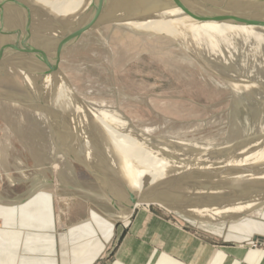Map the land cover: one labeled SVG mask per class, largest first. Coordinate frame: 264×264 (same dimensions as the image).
Returning <instances> with one entry per match:
<instances>
[{
    "label": "rangeland",
    "instance_id": "1",
    "mask_svg": "<svg viewBox=\"0 0 264 264\" xmlns=\"http://www.w3.org/2000/svg\"><path fill=\"white\" fill-rule=\"evenodd\" d=\"M21 1L6 2L0 7V39L6 38L0 42L9 47L18 45L14 48L19 47L21 58L17 64L15 58L0 57V187L9 195L10 185L14 184L15 196L20 197L38 188L40 192L52 193L58 224H73L89 212H97V217L105 216L109 221L111 217L113 223L118 221L120 235L118 240L113 239L109 251L120 245L131 216L139 210L151 211L184 230L198 231L202 238L208 235L216 249L227 244L263 249L264 239L253 238L264 232V183L259 182L264 172V159L260 157L264 154V42H256L253 36L248 40L238 37L230 50L222 44L223 50L217 54L199 48L195 51L183 43L178 33L157 27L159 22L184 14L182 10H172L176 7L152 19L139 20L120 9L105 12L100 18L97 12L85 11L92 0H67L62 4L61 16L52 20L48 12H28L20 6ZM110 1L140 7L160 4V0ZM220 1L182 0L199 13L219 11ZM239 1L245 0H228L227 5ZM22 2L35 7L32 0ZM83 12L87 24L99 16L97 24L75 43L65 44L74 40L75 20ZM251 14L264 20V7ZM122 20L125 22L119 23ZM142 24L152 29H142ZM256 26L264 28L262 23ZM13 28L17 30L13 32ZM1 43L0 51L16 55ZM23 47H38L39 51L29 54ZM56 51L61 52L60 57ZM30 66L37 70L31 71ZM24 71L30 76L25 77ZM63 84L71 93L74 108L57 99ZM237 85L249 88L241 90ZM84 112L95 120L98 113L111 121L118 117L115 122L119 127L114 134L120 143L117 160L123 171L125 165L136 167L131 156L148 164L145 152L140 154L148 147L158 152L156 162L164 166L157 177L169 180L157 182L158 186L153 183L145 191L130 188L100 144L103 140L97 136L98 125L92 121L94 127H90L89 122L80 120ZM129 139L138 145L136 149ZM90 153L97 157L92 158ZM240 165H244V172ZM258 170L259 185L254 183L255 178L237 177ZM240 171L246 174H238ZM214 181L219 186L217 182L210 184ZM124 185L143 197L159 199L160 203L140 204L127 217L124 209L130 205L131 196ZM253 198L262 199L253 202L254 210L232 212L226 217L182 211L186 205L223 208Z\"/></svg>",
    "mask_w": 264,
    "mask_h": 264
},
{
    "label": "crops",
    "instance_id": "2",
    "mask_svg": "<svg viewBox=\"0 0 264 264\" xmlns=\"http://www.w3.org/2000/svg\"><path fill=\"white\" fill-rule=\"evenodd\" d=\"M10 186L9 195L0 187V264H264V248L227 244L216 249L208 235L202 238L148 210L131 216L120 245L109 251L120 235L118 221L89 212L73 224H58L52 193L35 189L20 197L15 196L16 185ZM257 200L262 199L184 212L226 217L254 210ZM263 234L253 239L263 240Z\"/></svg>",
    "mask_w": 264,
    "mask_h": 264
},
{
    "label": "bare ground",
    "instance_id": "3",
    "mask_svg": "<svg viewBox=\"0 0 264 264\" xmlns=\"http://www.w3.org/2000/svg\"><path fill=\"white\" fill-rule=\"evenodd\" d=\"M22 1H24V0H22ZM20 2L21 3V5L20 4H18V5H20V6H22V7H24V8H26L27 9V11L28 12H31V11H35V12H40L39 10H41V12H48L51 16H49L48 18H50V17H52L51 19L52 20H55L56 18H58L59 16H61V10L64 8V5H62V4H64V3H67V0H32L33 2H35V7L33 8H30V7H28L27 6V4H25V3H23V2ZM27 1V0H26ZM58 1H60V2H58ZM185 1H187V0H185ZM55 2H58V3H60L59 5H54V3ZM184 2V1H183ZM28 3V2H27ZM158 3H160V2H158ZM5 4V3H4ZM29 4V3H28ZM76 4V3H75ZM156 4H157V2H156ZM185 4H187V3H185ZM30 5V4H29ZM32 5V4H31ZM159 5V4H158ZM8 6V5H7ZM54 8H55V10H54ZM72 9V8H71ZM172 9V8H171ZM171 9L170 10H168V11H171ZM219 9V8H218ZM172 10H176V11H181V9L180 8H175V9H172ZM116 11V10H115ZM209 11V10H208ZM212 11V10H211ZM216 11V10H215ZM164 12H166V11H164ZM163 12V13H164ZM205 12V11H204ZM203 12V13H204ZM162 13V14H163ZM206 13V12H205ZM45 14H47V13H45ZM63 14H64V12H63ZM0 15H3V14H1V12H0ZM11 15V14H10ZM47 16V15H46ZM170 16H171V14H170ZM168 17H166V19H167ZM15 19V18H14ZM13 19V20H14ZM30 19V18H29ZM51 19H49L51 22H52V20ZM2 22H3V20H2V18L0 19ZM262 20V19H261ZM5 21V20H4ZM22 21V20H21ZM49 21V22H50ZM264 20H262V22H263ZM48 22V21H47ZM22 23V22H21ZM28 23H30V21L28 22ZM28 23H27V26H28ZM4 24H5V22H4ZM31 24V23H30ZM33 25V24H32ZM157 27H158V29H160V30H163V31H166V32H169V33H171V34H177L178 33V35L182 38L181 40L183 41V43H185V45L187 46V47H189L190 49H192V50H195L196 51V49H198L199 51H210V52H214L215 54H217L218 52L220 53L222 50H223V45L224 46H227V47H229V50L231 49L230 48V46L232 47V45H235L233 42H234V40L235 39H238V37L239 38H244V39H246V40H248V38H250V36H253V37H251V38H257V40H256V42L258 41V42H260V43H262V42H264V33L262 34L261 32L262 31H264L263 29L264 28H258V26H256V25H254V26H246V25H234V24H229V23H224V22H217V21H200V20H197V19H194V18H192V17H190V16H188V15H186L185 13L182 15H179V16H176V17H173V18H170L169 20H168V22H166V23H164V22H159V23H157ZM259 25V24H258ZM27 26H25V27H27ZM40 26V25H39ZM256 26V27H255ZM1 27V26H0ZM12 27V26H11ZM16 27V26H15ZM48 27V26H47ZM138 27H140V25L138 26ZM263 27V26H262ZM28 28V27H27ZM33 28H35V27H33ZM141 28L142 29H145V30H151L152 29V27H149V25L148 24H142V26H141ZM13 29H15V28H13ZM26 29V28H25ZM30 29V28H29ZM17 29H15V30H13V32L14 31H16ZM31 30V29H30ZM35 30V29H34ZM38 30V29H37ZM42 30V29H41ZM39 32H40V30H38ZM18 32H19V30H18ZM28 32H29V30H28ZM42 32V31H41ZM41 32H40V34H41ZM17 33V32H16ZM43 33H44V31H43ZM14 34V33H13ZM12 34V35H13ZM36 34V33H35ZM2 35V34H1ZM17 35H18V33L15 35L16 36V38H17ZM20 35V34H19ZM24 35V34H23ZM42 35V34H41ZM41 35H39L40 37H41ZM44 35V34H43ZM10 37V36H9ZM44 37V36H43ZM0 38H1V36H0ZM15 38V39H16ZM24 38V37H23ZM23 38H21L22 40H23ZM45 38V37H44ZM3 39V38H2ZM2 39H0L1 41H2ZM6 39V38H5ZM5 39H3V40H5ZM10 39H12V37H10ZM14 39V40H15ZM19 39V38H18ZM17 39V40H18ZM14 40L12 41V42H8V43H13L14 42ZM25 40V39H24ZM31 40V39H30ZM239 40V39H238ZM245 40V41H246ZM250 40V39H249ZM16 41V40H15ZM19 41V40H18ZM17 42V41H16ZM255 42V43H256ZM1 43V42H0ZM6 43V42H5ZM253 43V42H252ZM11 44H8V45H11ZM21 44V43H20ZM25 44H27L26 42H25ZM42 44H43V42H42ZM41 44V45H42ZM223 44V45H222ZM254 44V43H253ZM252 44V45H253ZM259 44V43H258ZM1 45H3L2 43H1ZM16 45V44H15ZM24 45V44H23ZM28 45V44H27ZM38 45V44H37ZM44 45V44H43ZM4 47L5 46H7V44L5 45H3ZM16 46H18V45H16ZM16 46H14V47H16ZM30 46V45H29ZM263 46L264 45H262V48H263ZM7 47H9V46H7ZM13 46H10L9 47V49L10 50H13V52H14V54H16V55H13V54H10L9 53V51H8V53L10 54V55H8V53H3L2 51H0V57H4V56H6L7 58L9 57L10 59H16L17 60V64H19L18 62L20 61L19 59H21L20 57H19V55H18V48L19 47H17V49L16 48H14ZM22 47V46H21ZM234 47V46H233ZM259 47V46H258ZM260 47H261V44H260ZM6 48V47H5ZM30 48V47H29ZM38 48V47H37ZM41 48V47H40ZM43 48V47H42ZM41 48V49H42ZM204 48V49H203ZM9 49H7V50H9ZM202 49V50H201ZM3 50H5V49H3ZM15 50H16V52H15ZM228 50V51H229ZM255 50V49H254ZM6 51V50H5ZM41 51V50H40ZM45 51V50H44ZM44 51H42V52H44ZM29 52V54H30V51H28ZM227 52V51H226ZM256 51H254V53H255ZM228 53H230V52H228ZM7 54V55H6ZM210 54V53H209ZM212 54V53H211ZM21 55H22V53H21ZM204 55V54H203ZM259 55V54H258ZM24 56V55H23ZM30 56V55H29ZM28 56V57H29ZM37 57V56H36ZM35 57V58H36ZM29 59V58H28ZM37 59V58H36ZM34 61V60H33ZM48 61V60H47ZM22 62V61H21ZM52 62V61H51ZM40 63H44V61L43 62H41V60H40ZM46 63V62H45ZM4 64V63H3ZM2 64V66H4ZM11 64H13L14 65V63H11ZM25 65V64H24ZM46 66V65H45ZM31 68L33 67V66H30ZM22 68V67H21ZM22 69H24V68H22ZM27 69H28V67H27ZM26 69V70H27ZM37 70V68L36 67H34V68H32V70L31 71H33V70ZM29 70V69H28ZM27 70V71H28ZM39 70V69H38ZM41 71H42V69H40ZM43 70H46V69H43ZM9 70H7V72H8ZM47 71V70H46ZM25 72V71H24ZM53 72V71H52ZM61 72V71H60ZM23 73V72H22ZM36 73H37V71H36ZM44 73V72H43ZM43 73H42V75H43ZM47 73V72H46ZM48 73H49V71H48ZM35 75V74H34ZM55 75V74H54ZM30 75H29V73H26L25 72V77H29ZM44 77V76H43ZM62 77V76H61ZM42 79V78H41ZM40 79V80H41ZM46 79H47V81H46ZM46 79H45V83H47L48 81H49V78H47L46 77ZM64 79V78H63ZM28 81V80H27ZM37 83H39V82H37ZM29 84V83H28ZM41 85H43V84H41ZM64 85V84H63ZM63 85H61V88H60V94H59V96H58V94H57V99L59 98V100H60V102L61 103H63V104H66V105H68V107H72V108H74V104H73V98H72V96L70 95L71 93L69 92V90H68V88H67V86H63ZM34 86V85H33ZM42 87H44V85L42 86ZM41 87V88H42ZM25 88V87H24ZM41 88H40V90H41ZM45 88V87H44ZM236 88L237 89H241V90H246V89H248L249 88V86H247V85H237L236 86ZM43 90V89H42ZM41 92V91H40ZM58 92V93H59ZM39 93V92H38ZM57 93V92H56ZM70 93V94H69ZM54 95V94H53ZM56 95V94H55ZM40 99V98H39ZM45 99V98H44ZM56 99V100H57ZM47 100H49L48 98H47ZM40 101V100H39ZM37 102V101H36ZM46 102V101H45ZM59 102V101H58ZM57 102V103H58ZM59 102V103H60ZM54 103H55V100H54ZM41 105H42V103H41ZM59 106V105H58ZM87 106V105H86ZM10 107V106H9ZM42 107H44V105L42 106ZM89 107V106H88ZM44 108H46V107H44ZM79 112L81 111V108L80 107H77L76 108ZM48 110V109H47ZM64 111V110H63ZM95 111V110H94ZM49 112V111H48ZM66 112V111H65ZM53 113H54V111H53ZM68 113V112H67ZM82 113V112H81ZM80 113V114H81ZM98 113V112H97ZM50 114V113H49ZM70 114V113H69ZM32 116V115H31ZM65 117V116H64ZM81 117L82 118H80V120L82 121V122H89L88 123V126L90 125V127L92 126V124L94 123V124H96V125H98L99 126V128H98V126H97V128L96 129H98L97 130V133H98V135L97 136H99V137H101L102 139L101 140H103L102 141V143H100V144H102V146H104V148L107 150V154H110V156H111V158H113L112 159V161H114V164H115V166H116V168H117V170L121 173V176L123 177V179L126 181V183L127 184H129L131 187L130 188H135L136 190H138V191H145V189H147L148 187L150 188V186H152V184L154 183V184H156L157 182V184H161V182H159V181H168L166 178H164V179H159L157 176L158 175H161V172H163L162 170H161V168L162 167H164V166H161L160 167V163L158 162H156V157H157V153L155 152V151H153L152 149H150V148H148V147H146V148H143L141 151H140V154L142 153V151L143 152H145V154H144V156L146 157V160L149 162V163H151V164H149L150 166L152 165V166H154L153 168L155 169V171H154V169L153 170H151L150 169V166H148V164L145 162V161H139L138 159H135L133 156H131V159L132 160H136V167L133 165V164H131L130 166H128V165H125L124 166V170L125 171H123L122 169H121V167H122V164L117 160V158H118V153H119V147H118V145L120 144L119 143V139H118V137L117 136H115V134H114V132H115V129H116V127H119V124H117L115 121H118V117L117 116H114L113 118H114V120L115 121H111V119L110 118H106V119H104V118H102L100 115H99V113H98V120H95V119H93V118H91L92 116L91 115H89V114H85V112L83 113V114H81ZM63 118V117H62ZM92 121H93V123H92ZM75 122V121H74ZM84 123V124H85ZM87 125V124H86ZM92 127H94V126H92ZM94 129V128H93ZM79 134H81V131L79 130ZM84 135H86V133H84ZM75 136H77V135H75ZM88 136V135H87ZM86 138V137H85ZM94 140H96L97 141V139H94ZM100 141V140H99ZM99 141H98V143H99ZM127 142H128V140H127ZM129 142H130V144H134V145H132V148H135L136 149V147H138V145H136L135 144V142H134V140L133 139H129ZM128 142V143H129ZM141 143H143L144 141H140ZM149 142V141H148ZM118 143V144H117ZM103 148V149H104ZM104 149V150H105ZM102 150V149H101ZM101 152V151H100ZM155 152V153H154ZM85 153H87V152H85ZM250 153V152H249ZM135 154H137V153H135ZM143 154V153H142ZM90 155L92 156V158H94L95 157V155H93V154H91L90 153ZM261 156V158H263L264 159V154L262 155V154H260ZM102 156V155H101ZM109 156V157H110ZM84 157V156H83ZM82 157V158H83ZM88 157H90V156H88ZM87 157V158H88ZM97 157V156H96ZM95 157V158H96ZM103 157V156H102ZM91 158V159H92ZM90 159V160H91ZM98 159V158H97ZM96 159V160H97ZM262 159V160H263ZM88 160V159H87ZM260 160V159H259ZM89 161V160H88ZM111 161V160H110ZM94 162V161H93ZM108 162V161H107ZM260 162V161H259ZM261 162H264V161H261ZM103 163V162H102ZM105 163V162H104ZM111 163V162H110ZM255 163H257V162H255ZM91 164V162L89 161V165ZM259 164V163H258ZM257 164V165H258ZM245 165H246V163H245ZM263 165V164H262ZM91 166H92V164H91ZM90 166V167H91ZM104 165H102V167H103ZM240 166H243V168H240V170H242V169H244V165H240ZM239 166V167H240ZM256 166V165H255ZM97 167V166H96ZM257 167V166H256ZM264 167V166H263ZM98 168V167H97ZM104 168V167H103ZM204 168V167H203ZM92 169L94 170H97L95 167L93 168L92 167ZM99 169V168H98ZM102 169V168H101ZM150 169V170H149ZM261 169V171L264 169H262V168H260ZM236 170H234L233 172H235ZM243 171V170H242ZM101 172H102V170H101ZM202 172V171H201ZM244 172V171H243ZM241 173V171L240 172H238V174L239 173H241V174H246V173ZM98 173H100V172H98ZM102 173H104L105 174V172H102ZM101 173V174H102ZM221 173H223V172H221ZM235 173H237V172H235ZM264 172L262 171V177H263V179H264V174H263ZM230 175H232L231 173H229ZM258 174V175H257ZM259 174H261V172L259 173V170H258V173H255V174H247V175H241V176H237L240 180H244L243 178L246 176L247 177V179H249V178H251V179H253V178H255L256 180V182H254V183H257L258 181H257V178L258 177H260L261 175H259ZM254 175H256V176H254ZM113 176V175H112ZM207 176V175H206ZM234 176V175H233ZM97 176H95V178H96ZM209 177V176H208ZM257 177V178H256ZM261 177V178H262ZM113 178V177H112ZM112 178H109V180L110 179H112ZM191 179L193 178V177H190ZM189 178V179H190ZM235 179H237L236 177H234ZM99 179V178H98ZM101 179V178H100ZM251 179H249V180H251ZM260 178H258V180H259ZM263 179L262 180H260L259 182L260 183H264V181H263ZM193 180H194V178H193ZM219 182H220V179H217ZM233 180V179H232ZM249 180H247V181H249ZM254 180V179H253ZM115 181H116V179H115ZM114 181V182H115ZM120 181V180H119ZM197 181V180H196ZM208 181H210V180H208ZM218 181H214L213 183H210V182H207V183H210V184H216V182L218 183ZM222 181V180H221ZM262 181V182H261ZM112 182V181H111ZM117 182V181H116ZM223 182V181H222ZM251 182V181H250ZM253 182V181H252ZM163 183V182H162ZM206 183V184H207ZM262 183V184H263ZM115 184V183H114ZM114 184H113V187H114ZM117 184V183H116ZM115 184V185H116ZM156 184V185H157ZM164 184V183H163ZM172 184V183H171ZM174 184V183H173ZM176 184V183H175ZM205 184V183H204ZM253 184V183H252ZM258 185H259V183H257ZM167 185V184H166ZM218 186H219V183L217 184ZM228 185V184H227ZM254 186H255V184H253ZM257 185V186H258ZM112 186V185H111ZM118 186H120L119 184H118ZM158 186V185H157ZM209 186V185H208ZM216 186V185H215ZM229 186V185H228ZM121 187V186H120ZM124 187H125V189H127V192L128 193H130V191H131V189H129L126 185H124ZM161 187H163V186H160L159 188H161ZM210 187H213V186H210ZM264 187V186H263ZM38 188V187H37ZM115 188H118L117 190H121L122 191V189H119V187H115ZM122 188V187H121ZM209 188V187H208ZM260 188H262V187H260ZM259 187H258V189H260ZM39 189V188H38ZM214 188H212V190H213ZM257 189V190H258ZM34 190V189H33ZM177 190V189H176ZM215 190V189H214ZM226 190V189H225ZM229 190V189H228ZM255 190V189H254ZM170 192L172 191V192H174V190H169ZM210 191V190H209ZM232 191V190H231ZM253 191V190H252ZM212 192V191H211ZM216 192V191H215ZM227 192V191H226ZM248 192V191H247ZM250 192H251V190H250ZM91 193V192H90ZM214 193V192H213ZM218 193V192H217ZM229 193V192H228ZM235 193V192H234ZM124 194H125V192H124ZM227 194V193H226ZM232 194V193H231ZM230 195V194H229ZM97 196V195H96ZM95 196V197H96ZM142 196H144V195H142ZM155 196V195H154ZM156 196H157V192H156ZM160 196V195H159ZM196 196V195H195ZM212 196V195H211ZM227 196V195H226ZM216 197H217V195H216ZM220 197V196H219ZM218 197V198H219ZM223 197V196H222ZM228 197V196H227ZM256 199H261V198H256ZM252 200H254V198L252 199ZM140 205V203H134V202H132V200L130 201V205L128 206V208L126 207V209H124V215L125 216H127V217H129L130 215H131V213H132V211H133V209L134 208H136L137 206H139ZM235 206V205H234ZM180 207V206H179ZM178 208V207H177ZM195 209V210H202V211H213V210H219V209H221L220 207H217V208H213V207H211V208H197V207H195V206H193V205H186L184 208H183V211H189L190 209ZM121 216V215H120Z\"/></svg>",
    "mask_w": 264,
    "mask_h": 264
},
{
    "label": "water",
    "instance_id": "4",
    "mask_svg": "<svg viewBox=\"0 0 264 264\" xmlns=\"http://www.w3.org/2000/svg\"><path fill=\"white\" fill-rule=\"evenodd\" d=\"M17 2L18 0H0V7L6 3V2ZM228 0H221V7L219 11H206V13H199L196 8H189L187 5H185L182 0H160V6L156 5H148V6H136V5H128L122 2L117 1H108L106 0H92L88 7L85 9V11H93L97 12L101 18L103 13L110 12L112 10L120 9L121 11H127L128 15L130 16H136L140 19H152L157 16H160L164 11H167L168 9H171L173 7L180 8L186 15L200 20V21H217V22H224L234 25H249L254 26L258 25L259 23L264 24V21L262 22L260 19H257V17H253L251 13H255L257 8L264 7V0H245V1H239L235 4H231L230 6L227 5ZM172 6H168V5ZM171 7V8H170ZM101 14V15H100ZM85 12L81 13L79 16H77V19L75 20V34H74V40L66 41L67 43H75L76 40H78L85 32L90 30L93 25L97 24L98 17L94 18L93 21H89L88 24L85 19ZM129 17H125L124 19H127ZM125 22L124 20L119 21V23ZM95 23V24H94ZM90 27V28H89ZM27 51H39L37 48H26ZM57 57L61 56L60 51H56L55 54ZM131 200L134 203H140V204H147L151 205L154 203H160L159 199H150L143 197L142 195H139L135 193L134 191H130ZM135 209V208H134ZM133 209V210H134Z\"/></svg>",
    "mask_w": 264,
    "mask_h": 264
}]
</instances>
